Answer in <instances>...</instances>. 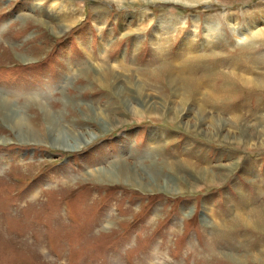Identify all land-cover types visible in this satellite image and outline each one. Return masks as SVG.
<instances>
[{"label":"rangeland","instance_id":"rangeland-1","mask_svg":"<svg viewBox=\"0 0 264 264\" xmlns=\"http://www.w3.org/2000/svg\"><path fill=\"white\" fill-rule=\"evenodd\" d=\"M61 5L71 9L55 13ZM223 12L239 27L264 24V0H0V94L13 108L0 105V264H264V133L226 114L255 113L247 121L264 128V90L235 81L233 100L217 106L224 112L196 122L194 91L171 116L184 93L176 97L166 74L149 78L185 52L189 30L201 55L202 21ZM226 16L227 41L210 48L246 72L264 46L234 43ZM160 18L177 24L154 46ZM140 81L158 113L137 93ZM210 119L229 130L210 133ZM60 132L96 135L66 149L52 142Z\"/></svg>","mask_w":264,"mask_h":264},{"label":"bare ground","instance_id":"bare-ground-1","mask_svg":"<svg viewBox=\"0 0 264 264\" xmlns=\"http://www.w3.org/2000/svg\"><path fill=\"white\" fill-rule=\"evenodd\" d=\"M164 1H171V0H164ZM172 1H176V0H172ZM180 1L193 5L201 1L206 2L210 0H180ZM54 2H56V0H52V3ZM56 9L58 11H54V12L59 13L61 12V10L62 11L67 10V9L70 10L71 7H66L65 5H61ZM222 14L227 15L226 17H223V19L227 23L226 26L228 27V30H230L231 32V37H233V39L235 40L234 43L241 44V45L247 44V46H250V45L258 46V47L264 46V24L263 23L261 24L260 22H258L259 21L258 19H253L250 23L246 25V27L245 26L239 27V23L237 22L238 20L237 17L235 18L231 15H228L226 12H223ZM222 14H221V17L223 16ZM221 17H218V16H215V18L209 17V18H205L202 21L203 30L201 31H203V37H202V40L200 41L201 43H199L202 48V50L200 49L202 52L201 55H197L194 53L195 51H193V44H191L192 39H194L197 33L193 30H189L187 31L186 36L183 39V43H181V45L183 46L182 50H185V52L182 51L181 56L177 58H172V60L169 61V64L167 63V61H163L162 63H160V65L158 64L160 66L158 73L156 72V74L153 73L154 75L152 74L149 75V78L151 77L154 80H159L162 78L161 77L162 74H166L168 85H170L172 90H174L176 97L178 96V94H180V92L184 93V96L182 98L175 100V102L177 101L178 104L173 102L174 105L170 106L168 111H169V114H171V116L172 115L175 116L179 114L180 108L178 109L177 107L181 105L182 106L186 105V103L189 101L188 97L186 96L188 94L190 95L192 91L195 92L193 102L196 105V109H194L193 111L196 110L197 112L195 116H197V114L199 116H202V118L198 116L196 117L197 119L195 120L197 122V120L198 121L203 120L204 118L203 114L205 110H210V112L212 113L218 112L219 115L222 114L224 111L220 109L221 107H217V106H219L218 105L219 103L221 104L230 103L233 100V97H231L230 95L232 91L231 87H235V86L237 87V84H238L237 82H239L242 85L247 86L249 90H253V91L254 90L256 91L257 89H261V91L264 90V49L263 50L259 49L255 52V54H253V56L248 57L247 58L248 62H246V65H245L246 67L248 66L247 71L239 73L238 72L239 69L235 68L238 66L236 65V63L230 64L229 61H224L220 64V60L221 59L223 60L224 56H221L220 52L215 51V48H210L211 42L217 47V45H220L218 41L219 39L220 40L224 39L225 41H227L224 36L226 35L224 34L225 27H223V24H222L223 20ZM194 20L197 22L198 21L201 22L198 17L197 18L194 17ZM179 21L181 22V20H178V23ZM176 22L177 21L165 20V19L160 18V20L154 25L151 31L152 44L155 46V44L159 41L158 40L159 37H161L164 34H167L168 33L167 31L169 29L175 28L177 24ZM204 51L206 52L210 51V54L207 55L206 53H204ZM240 59L242 60L241 63H243L246 58H244L242 55ZM165 63L167 67L166 66L163 67V64ZM209 63H213L214 67L211 68ZM139 74L140 73H138V76L140 77L141 75ZM219 79L221 80L220 82L221 85H219L217 88H214L213 85L215 83L213 82L219 81ZM136 86H137L136 88L137 93L141 94V96L143 97L142 99L145 100L146 103H148L149 112L158 113L157 106H155L153 104V100H151V98H148V96L146 95L147 90L150 89V87L146 85L145 82H142V81H140ZM123 89L124 88H122L121 90ZM128 96L127 94H124L123 99H125V102L130 106V110L131 108L136 109L131 106L130 99L128 98ZM0 105L3 108H5L7 112H13V108L9 104L8 97L5 98V96H3L2 94H0ZM226 114H229L230 116L233 115L234 118L235 117L240 118L241 121H245L246 124L243 128L244 132H249V134H253V135L254 134L262 135L264 133V128L257 127L254 124L255 122L247 121L249 117L251 118L254 117L255 113L251 114V113H246V111L242 112L240 111V109L238 108L235 109L234 107V108H230L229 112ZM11 115H14V114L11 113ZM19 119H18V122L16 123V126L19 124L21 125V121ZM14 121L16 122L17 120H14ZM212 121H214V119H210V124L207 125V129L208 131H210V133L214 132V130H220V128H223L221 127L223 125H225L224 127L225 129H227V131L229 130L228 124H225L223 120H221V122L215 121L214 125L211 124ZM57 127H58L57 124L53 122L51 123V127L49 129H51V131L54 133V132L59 131ZM95 135L96 134L94 133H89L88 136L80 140L81 138L79 137H74L73 139L69 137H65L60 132V133H55L53 135L52 142H54L55 144L61 145V147L62 146L66 147V149L67 148L72 149V148L80 146L82 141L86 142L88 141V139H91V138L93 139ZM95 172H97V174L100 176L106 177V179H113L116 177L113 170L104 171L100 169V170H96ZM196 172L202 178L208 179L209 181H212V179H214L215 173H216V172L214 173L212 170H209V169L207 170V169L202 168L199 164H196ZM140 177L141 176H139V174L135 173V169L132 170V178H133L132 180L134 182L143 184L144 180L142 181V178ZM158 179L160 180V183L158 182L160 186L166 187L167 189L171 188V186L168 185L169 182L167 181V179L160 178L159 176L157 178V181Z\"/></svg>","mask_w":264,"mask_h":264}]
</instances>
